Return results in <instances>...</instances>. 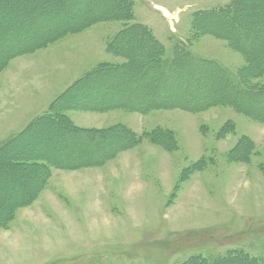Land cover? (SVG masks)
Listing matches in <instances>:
<instances>
[{
  "label": "rangeland",
  "instance_id": "374dc122",
  "mask_svg": "<svg viewBox=\"0 0 264 264\" xmlns=\"http://www.w3.org/2000/svg\"><path fill=\"white\" fill-rule=\"evenodd\" d=\"M232 1L134 0L132 23H150L148 27L165 47V59L170 61L175 49L182 47L197 58L218 62L235 75L245 62L226 41L207 35L192 38L195 14L225 7ZM64 2L59 7L51 3L39 6L37 11L59 13L70 4V14L60 21L62 24L103 12L118 1ZM14 3L7 0L6 4L15 8ZM246 7L241 21L248 24L253 20V34L261 33L264 3L248 2ZM22 10L15 9V14ZM16 15L0 18V57L1 41H9L12 47L30 38H24L15 28ZM124 26L119 21L99 23L11 61L0 75V147L43 116L49 105L83 74L102 64H126V59L107 51ZM263 40L256 37L255 44L259 46ZM132 42L141 47L137 39ZM134 53L138 59L148 51ZM147 77L134 78L127 85L134 88ZM123 83L112 80L105 89L88 96L110 92L105 98H130L129 89L117 93ZM253 83L264 84V77ZM222 85L209 74L199 81L197 89L188 90L196 97L216 98ZM139 97L144 100L146 95ZM251 105L264 109L256 102ZM67 114L73 125L82 129L125 125L139 135L158 128L170 130L178 148L167 151L144 139L102 167L73 171L52 167L46 186L35 200L18 208L9 225L0 229V264H183L196 256L213 261L237 251L264 260V124L230 107L200 112L160 110L145 115L122 110ZM227 122L235 125L234 132L218 137ZM53 131L49 126L35 129L15 154L51 152L65 157L76 149L74 155L79 157L77 148L91 150L94 155L105 148L91 149L77 142L72 145V140L66 139L70 135H55ZM243 136L255 144L250 162L230 161L229 152ZM201 159L207 162L205 169L179 182L182 172ZM8 164V159L0 158V217L7 214L11 202L32 193V182L39 174L28 169L17 172L18 166ZM3 194H7L4 199Z\"/></svg>",
  "mask_w": 264,
  "mask_h": 264
},
{
  "label": "trees",
  "instance_id": "16d2710c",
  "mask_svg": "<svg viewBox=\"0 0 264 264\" xmlns=\"http://www.w3.org/2000/svg\"><path fill=\"white\" fill-rule=\"evenodd\" d=\"M64 1L68 0H15L14 8L13 4H6L7 0H0V5L2 2L5 5L0 18L16 15L15 9L23 8L22 12L16 15L18 19L15 28L22 31L24 38L30 37L24 44L12 47L9 46V41H1L3 53L0 57V75L11 61L18 57L33 54L69 35L81 33L96 24L111 21L123 22L125 26L110 41L107 51L126 59L127 63L121 66L102 64L95 70L83 74L50 104L43 116L35 119L22 132L1 145L0 158L9 160L7 166H18L19 168L15 170L17 172L22 169L37 170L39 174L35 176V187L32 193L21 201H13L9 204L7 214L0 217V229L9 225L18 208L30 205V202L35 200L46 186L52 167L71 171L102 167L119 154L137 147L144 139L167 151L172 152L178 148L175 135L170 130L158 128L150 133L139 135L125 125H115L101 130L82 129L73 125L68 112L106 113L122 110L145 115L160 110L181 109L187 112H200L211 107H230L251 120L264 124V109L251 105L256 102L264 106V84L253 83L264 77V40L259 46L255 44L256 37L264 38V31L253 34L255 29L253 20L250 19L248 24L241 21V14L246 13L248 2L264 3V0H233L225 7L198 12L194 15L192 38L196 40L198 37L207 35L224 40L231 50L243 57L245 65L238 69L235 75L218 62L197 58L182 47L175 49L170 61L165 59V47L155 38L152 30L147 25L132 23L135 18L134 0H117V3L103 12L62 24H59L60 21L70 14V4L59 13L51 12L50 9L37 11V7H45L49 3L57 7L63 6ZM1 26L3 23L0 22ZM51 26H54L55 30H51ZM42 30L47 31L42 32ZM135 39L139 43L142 42L141 47L137 48V44L132 42ZM143 48L148 51L147 55L135 58L134 52L144 51ZM210 73L223 84L218 96L216 98L204 97V95L193 96L188 88L197 89L199 81L206 79ZM147 74V79L141 81V84L136 87L131 88L127 85L128 81L131 82L134 78ZM112 80H124V83L117 87V93H125L129 89L132 96L124 99L120 96L105 98L107 94H112L110 92L106 95L102 94L103 97L98 94L93 97L88 96L95 93L97 89H105V84ZM143 94L146 95L144 100L139 97ZM42 126L52 127L55 135H70L66 139L70 138L72 145H74L73 142H77L80 145L86 144L91 149L101 146L105 148L97 155H94L91 150L88 153L89 151H81L77 148L79 157L74 155L76 149L68 153L67 157H59L57 153L50 152L46 155L15 154L18 146L22 145L21 143L31 136L35 129ZM234 130L235 125L227 122L218 133V137H225ZM253 150H255V144L252 139L243 136L229 152V160L249 163ZM206 164V160L201 159L188 167L182 172L179 182H185L191 174L204 170ZM4 197L6 194H3ZM183 264H264V260L237 251L213 261L196 256Z\"/></svg>",
  "mask_w": 264,
  "mask_h": 264
},
{
  "label": "bare ground",
  "instance_id": "6f19581e",
  "mask_svg": "<svg viewBox=\"0 0 264 264\" xmlns=\"http://www.w3.org/2000/svg\"><path fill=\"white\" fill-rule=\"evenodd\" d=\"M104 1V0H103ZM98 2H99V0H98ZM69 13V12H68ZM78 21V20H77ZM79 23V22H78ZM83 23V22H82ZM76 24H77V22H76ZM62 26V25H61ZM54 30H55V28H53ZM52 30V29H51ZM2 37V36H1ZM50 37V36H49ZM49 37H47V38H49ZM12 41V40H11ZM256 56V55H255ZM209 72H211L210 70H209ZM211 74V73H210ZM216 74V73H215ZM201 75H203V74H201ZM203 78V77H202ZM133 101V100H132ZM245 103V102H244ZM60 126V125H59ZM63 129V128H62ZM48 140V139H47ZM46 143V142H45ZM74 143V142H73ZM76 144V143H75ZM109 144V143H108ZM112 144V143H111ZM50 147V146H49ZM245 147V146H244ZM46 148V147H45ZM48 149V148H47ZM109 150V149H108ZM52 151V150H51ZM108 152V151H107ZM51 153V152H50ZM72 153V152H71ZM101 153V152H100ZM110 153V152H109ZM88 154V153H87ZM14 157V156H13ZM54 157V156H53ZM67 157V156H66ZM85 157V156H84ZM12 158V157H11ZM70 158V157H69ZM72 158H73V156H72ZM13 159V158H12ZM71 159V158H70ZM57 161V160H56ZM80 161V160H79ZM60 162V161H59ZM5 176V175H4ZM10 178H11V175L9 176ZM26 178V177H25ZM30 179V178H29ZM38 179V178H37ZM11 182H13V181H11ZM35 181H33L32 183H34ZM19 184V183H18ZM28 185H29V183H28ZM21 187V186H20ZM22 188V187H21ZM18 189H19V187H18ZM18 189H16V190H18ZM25 191V190H24ZM23 191V192H24ZM5 193V192H4ZM21 193V192H20ZM7 195V194H6ZM4 199V198H3ZM7 200V199H6ZM6 205V204H5ZM8 206V205H7ZM10 206V205H9ZM5 211V210H4Z\"/></svg>",
  "mask_w": 264,
  "mask_h": 264
},
{
  "label": "crops",
  "instance_id": "0c3cea01",
  "mask_svg": "<svg viewBox=\"0 0 264 264\" xmlns=\"http://www.w3.org/2000/svg\"><path fill=\"white\" fill-rule=\"evenodd\" d=\"M138 24H141V23H138ZM142 24H144V25H147V26H150V23L148 22V23H146V22H144V23H142ZM152 28V27H151ZM153 29V28H152ZM154 30V29H153ZM50 106V105H49ZM17 121V120H16ZM17 134V133H16ZM19 134V133H18ZM15 136V135H14Z\"/></svg>",
  "mask_w": 264,
  "mask_h": 264
}]
</instances>
